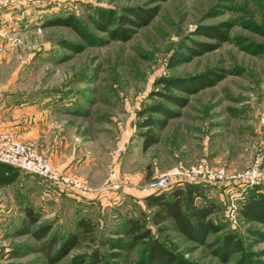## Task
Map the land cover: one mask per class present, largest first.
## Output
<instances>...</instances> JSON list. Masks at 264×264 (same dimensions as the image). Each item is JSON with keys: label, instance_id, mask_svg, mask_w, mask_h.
Segmentation results:
<instances>
[{"label": "rangeland", "instance_id": "rangeland-1", "mask_svg": "<svg viewBox=\"0 0 264 264\" xmlns=\"http://www.w3.org/2000/svg\"><path fill=\"white\" fill-rule=\"evenodd\" d=\"M0 102L1 130L91 188L1 167L0 264H144L152 239L178 264H264V214L244 213L264 191V0H0ZM145 117L165 125L143 150ZM201 159L228 179L161 189L200 185L215 230L191 238L144 197Z\"/></svg>", "mask_w": 264, "mask_h": 264}, {"label": "trees", "instance_id": "trees-1", "mask_svg": "<svg viewBox=\"0 0 264 264\" xmlns=\"http://www.w3.org/2000/svg\"><path fill=\"white\" fill-rule=\"evenodd\" d=\"M151 15L145 12V16L137 15L140 26L147 25L149 21V17ZM129 21V20H127ZM168 83V82H166ZM168 87V86H167ZM154 112L156 109L147 108L145 112ZM165 125L162 120H154L151 117H145L140 123V127L145 128L144 132L141 133L143 137V150L148 149L151 145H153L157 141V137L150 132L152 127L156 129H161ZM1 167H7L9 169H15L8 165H4L0 163ZM199 187L198 184H187L183 189H173L169 191V194L161 192L162 190H154L150 191L144 197L146 203L150 205V207L155 208L154 220L156 223H160L161 221L170 219L172 220L178 228L187 236L193 238L198 235H201L205 231H214L215 228L209 220V214L211 209L209 206H196L194 205V198L199 196ZM247 210H244V213H253V214H264V191H257L249 201L244 205ZM79 225L83 229H88L89 224L81 219L79 221ZM131 230L137 232L134 235L133 239L135 241L145 239L150 236L149 230H144L143 232H138L139 226L136 222H133ZM77 241V238L72 235L69 237V241L64 246L70 247L73 246ZM112 249H125V244L118 240L114 244L111 243ZM114 257L121 256L119 251H116L112 254ZM155 262L163 263H173L178 264L180 261L176 260V255L163 246L156 239H152L149 243V248L147 252V258L144 264H154ZM95 264H107L106 262H95ZM116 264V263H113Z\"/></svg>", "mask_w": 264, "mask_h": 264}, {"label": "built area", "instance_id": "built-area-1", "mask_svg": "<svg viewBox=\"0 0 264 264\" xmlns=\"http://www.w3.org/2000/svg\"><path fill=\"white\" fill-rule=\"evenodd\" d=\"M0 163L17 170L35 174L57 185L60 188L74 192L89 193L91 188L86 184L59 172L54 165L41 153L32 150L12 132L0 129ZM257 169L247 170L242 175L235 176L243 179L247 184H254L257 179ZM179 178L181 181H197L206 178L208 181L228 179L223 168L213 170L205 159H201L196 165L186 170L173 168L161 174L155 180L147 184V190L154 191L165 188L171 178ZM234 176H232L233 178Z\"/></svg>", "mask_w": 264, "mask_h": 264}, {"label": "crops", "instance_id": "crops-1", "mask_svg": "<svg viewBox=\"0 0 264 264\" xmlns=\"http://www.w3.org/2000/svg\"><path fill=\"white\" fill-rule=\"evenodd\" d=\"M8 110L4 105L0 102V128L3 126L4 122L1 120V116Z\"/></svg>", "mask_w": 264, "mask_h": 264}]
</instances>
